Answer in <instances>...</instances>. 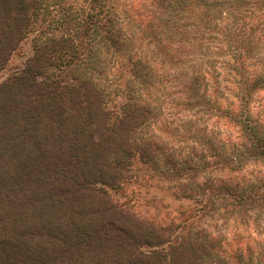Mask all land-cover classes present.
Instances as JSON below:
<instances>
[{"label": "trees", "instance_id": "1", "mask_svg": "<svg viewBox=\"0 0 264 264\" xmlns=\"http://www.w3.org/2000/svg\"><path fill=\"white\" fill-rule=\"evenodd\" d=\"M118 1L0 0V70L28 31L44 39L19 72L0 82V264L221 263L223 241L196 224L201 214L188 215L190 208L185 220L191 223L163 224L139 216L110 193L135 160L153 164L160 154L158 144L132 138L150 107L123 95L119 109L110 112L102 103L105 91L92 77L102 50L127 75L131 70L147 77L140 57L129 55L133 36L118 21ZM152 1L156 12L149 16L166 14L165 38L176 36L179 60L197 49L208 59L204 45L221 35L243 98L264 86V67H247L258 51L247 27L252 30L251 21L264 24V0ZM168 55L165 46L162 56ZM249 131L251 152L264 162V134L256 126ZM162 166L179 176L188 168L171 156ZM260 180L246 188L202 181L192 201L211 204L208 213L224 210L238 229L250 217L264 216ZM227 255L234 264H264L241 247Z\"/></svg>", "mask_w": 264, "mask_h": 264}, {"label": "rangeland", "instance_id": "2", "mask_svg": "<svg viewBox=\"0 0 264 264\" xmlns=\"http://www.w3.org/2000/svg\"><path fill=\"white\" fill-rule=\"evenodd\" d=\"M152 4V0H120L117 7L118 21L128 35L133 36L129 55L133 59L140 57L138 66H143V74L147 77L134 75L131 70L127 75L117 68L106 50H102L98 58L100 67L92 70L95 82L105 91L102 103L109 111L119 109L123 95L150 107L146 123L132 138L138 142L152 141L160 147L153 164L143 165L135 160L120 188L110 193L139 216L163 224L170 221L191 223L192 219L185 220L190 208L188 215L201 214L196 224L206 227L209 235L223 241L218 252L222 258L219 264H234L235 260L227 254L238 247L243 249L244 255L252 254L253 262L257 263L260 258L264 261V216L260 220L252 216L236 229L233 218L224 210L208 213L211 204L192 201L202 181L239 188L260 184L255 183L264 177V162L251 152L254 140L249 129L256 126L264 134V86L243 98L240 76L233 72L231 54L223 48L229 43L221 35L212 37L210 43L204 45L210 56L208 59L198 54L201 50L197 49L193 56L179 60L176 36L165 38L169 31L167 16L160 11L162 16L159 13L156 17L149 16ZM53 5L52 11L56 4ZM51 15L48 14L45 21ZM155 19L165 22V26L161 27ZM170 23L178 26L179 20ZM250 25L252 30L247 27V32L258 42V51L251 55L248 72L264 67V24L256 26L251 21ZM38 35L37 30L24 35L0 70V82L19 72L36 43L44 40ZM165 46L168 59L162 56ZM247 122L251 125H246ZM170 156L179 162L186 161L185 173L179 176L162 166L164 158ZM224 260L227 261L224 263Z\"/></svg>", "mask_w": 264, "mask_h": 264}]
</instances>
